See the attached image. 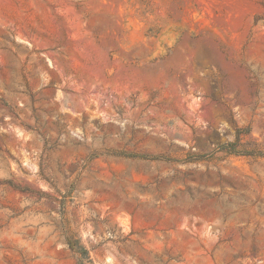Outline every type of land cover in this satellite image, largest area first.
Instances as JSON below:
<instances>
[{
    "label": "rangeland",
    "instance_id": "374dc122",
    "mask_svg": "<svg viewBox=\"0 0 264 264\" xmlns=\"http://www.w3.org/2000/svg\"><path fill=\"white\" fill-rule=\"evenodd\" d=\"M0 264H264V0H0Z\"/></svg>",
    "mask_w": 264,
    "mask_h": 264
},
{
    "label": "trees",
    "instance_id": "16d2710c",
    "mask_svg": "<svg viewBox=\"0 0 264 264\" xmlns=\"http://www.w3.org/2000/svg\"><path fill=\"white\" fill-rule=\"evenodd\" d=\"M69 245L73 246V245H72V241H69ZM79 252H80V254H82L83 256L86 255V251H85L84 249H82V251H79Z\"/></svg>",
    "mask_w": 264,
    "mask_h": 264
}]
</instances>
